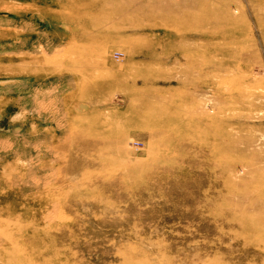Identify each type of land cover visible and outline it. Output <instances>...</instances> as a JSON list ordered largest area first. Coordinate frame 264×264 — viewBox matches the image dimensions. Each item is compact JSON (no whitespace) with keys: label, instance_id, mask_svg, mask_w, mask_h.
Instances as JSON below:
<instances>
[{"label":"rangeland","instance_id":"1","mask_svg":"<svg viewBox=\"0 0 264 264\" xmlns=\"http://www.w3.org/2000/svg\"><path fill=\"white\" fill-rule=\"evenodd\" d=\"M0 264H264V0H0Z\"/></svg>","mask_w":264,"mask_h":264},{"label":"bare ground","instance_id":"2","mask_svg":"<svg viewBox=\"0 0 264 264\" xmlns=\"http://www.w3.org/2000/svg\"><path fill=\"white\" fill-rule=\"evenodd\" d=\"M139 1H140V0H139ZM141 1H142V0H141ZM135 3H136V2H135ZM136 5H137V4H136ZM144 5H145V4H144ZM157 6H158V5H157ZM145 7H146V6H145ZM145 7H144V8H145Z\"/></svg>","mask_w":264,"mask_h":264}]
</instances>
